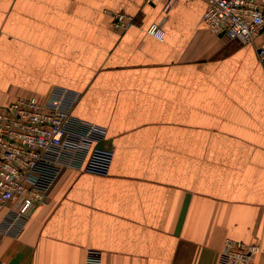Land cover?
Wrapping results in <instances>:
<instances>
[{
  "label": "crops",
  "instance_id": "crops-1",
  "mask_svg": "<svg viewBox=\"0 0 264 264\" xmlns=\"http://www.w3.org/2000/svg\"><path fill=\"white\" fill-rule=\"evenodd\" d=\"M165 3L0 0V106L64 88L112 150L105 174H60L0 237V264H83L88 250L100 264H222L227 237L258 242L264 264L261 41L212 33L204 0ZM107 10L134 23L114 29Z\"/></svg>",
  "mask_w": 264,
  "mask_h": 264
},
{
  "label": "built area",
  "instance_id": "built-area-1",
  "mask_svg": "<svg viewBox=\"0 0 264 264\" xmlns=\"http://www.w3.org/2000/svg\"><path fill=\"white\" fill-rule=\"evenodd\" d=\"M174 1L166 0L164 9ZM204 1L202 19L212 33L241 43L261 41L256 52L264 72V0ZM106 13L117 30L134 23L122 11ZM146 32L157 40L164 36L160 23L150 24ZM77 98L78 94L58 88L44 98L19 96L0 106V210L8 208L10 218L0 228V237L46 201L65 169L107 173L112 150L101 146L104 129L71 115ZM259 251L258 242L227 237L219 259L222 264H259ZM100 262L98 251L86 252L83 264Z\"/></svg>",
  "mask_w": 264,
  "mask_h": 264
},
{
  "label": "rangeland",
  "instance_id": "rangeland-1",
  "mask_svg": "<svg viewBox=\"0 0 264 264\" xmlns=\"http://www.w3.org/2000/svg\"><path fill=\"white\" fill-rule=\"evenodd\" d=\"M114 29H115V28H114ZM96 125H97V124H96ZM97 126H99V125H97ZM100 127H102V126H100ZM102 128H103V127H102ZM103 129H104V128H103ZM104 132H105V129H104ZM104 137H105V134H104ZM99 143H100V142H99ZM99 146H100V145H99ZM101 146L104 147L103 144H101ZM104 148H106V147H104ZM70 169H71V168H70ZM74 170H75V169H74ZM77 171H78V170H77ZM240 242H243V241H240ZM219 254H220V253H219Z\"/></svg>",
  "mask_w": 264,
  "mask_h": 264
}]
</instances>
